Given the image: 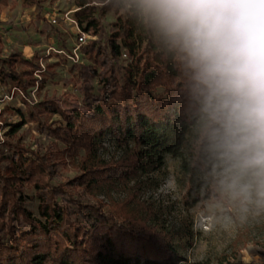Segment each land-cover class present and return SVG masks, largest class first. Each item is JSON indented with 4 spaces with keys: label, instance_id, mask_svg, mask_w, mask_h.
I'll return each instance as SVG.
<instances>
[{
    "label": "trees",
    "instance_id": "16d2710c",
    "mask_svg": "<svg viewBox=\"0 0 264 264\" xmlns=\"http://www.w3.org/2000/svg\"><path fill=\"white\" fill-rule=\"evenodd\" d=\"M8 0H0V5ZM32 5L36 0H18ZM76 20L83 33L103 38L93 41L91 66L76 65L82 82L84 111L65 113L54 100H45L29 112L38 133L53 137L71 158H79L81 174L72 183L96 188L123 183L140 173L160 170L169 153L180 160V183L189 206L211 197V164L202 147L197 105L188 80L171 53L158 44L137 18L130 0H110L100 14L117 15L115 31L93 17L94 9L80 0ZM127 57L122 60V56ZM9 61H5L9 66ZM9 68V67H8ZM19 86L13 71L8 73ZM92 80L100 86L93 93ZM23 84L22 90L26 91ZM161 89L162 92L157 93ZM59 115L63 124L52 127L42 116ZM27 121L12 125L16 132ZM112 137L132 146L128 159L106 164L98 156L102 142ZM83 153V156L81 155ZM57 149L44 154L21 145L0 150V264H179L176 234L164 225L150 226L128 215L105 212L100 203H84L62 186L56 176ZM37 192L38 216L23 205L21 183ZM175 234V235H174ZM190 234V233H189ZM186 235V233H185ZM188 235V234H187Z\"/></svg>",
    "mask_w": 264,
    "mask_h": 264
},
{
    "label": "rangeland",
    "instance_id": "374dc122",
    "mask_svg": "<svg viewBox=\"0 0 264 264\" xmlns=\"http://www.w3.org/2000/svg\"><path fill=\"white\" fill-rule=\"evenodd\" d=\"M79 1L36 0L29 5L8 0L0 5V150L6 154L10 145H21L41 154L57 149L56 176L51 182L54 187L62 186L84 203H100L105 212L119 217L128 215L153 227L164 225L177 236L175 245L183 258L179 264H264V216L240 226L238 213L225 212L210 199L189 206L186 190L180 183L179 159L176 158V164L166 155L158 171L140 173L123 183L86 188L71 182L81 174L79 158L61 153L64 146L53 137L38 133L28 121L29 112L45 100H54L65 113L84 111L82 82L75 66L98 67L93 60L95 54L89 56L88 47L93 41L102 44L104 39L79 28L76 14L83 9ZM109 1L86 0V6L94 9L93 17L106 28L107 34L115 31L117 15L99 14ZM81 37L84 42H80ZM126 59L123 55L122 60ZM5 61L10 65L6 66ZM10 71L19 76L22 86L26 85L25 92L8 76ZM92 85L97 95V80H92ZM160 92L161 89L157 91ZM21 121L27 122L13 132L12 125ZM41 121L52 127L63 124L56 114L44 115ZM130 149L132 146H121L108 136L98 156L106 164L121 163L128 159ZM169 177H175L178 188L166 194L161 189ZM21 184L24 208L37 217L36 189L25 181Z\"/></svg>",
    "mask_w": 264,
    "mask_h": 264
},
{
    "label": "clouds",
    "instance_id": "9594fccd",
    "mask_svg": "<svg viewBox=\"0 0 264 264\" xmlns=\"http://www.w3.org/2000/svg\"><path fill=\"white\" fill-rule=\"evenodd\" d=\"M130 4L187 77L211 164L210 202L238 213L240 226L264 216V0ZM177 188L169 177L161 190Z\"/></svg>",
    "mask_w": 264,
    "mask_h": 264
},
{
    "label": "built area",
    "instance_id": "2783aa9c",
    "mask_svg": "<svg viewBox=\"0 0 264 264\" xmlns=\"http://www.w3.org/2000/svg\"><path fill=\"white\" fill-rule=\"evenodd\" d=\"M55 23V21H53ZM80 42H84V39L81 37L80 39Z\"/></svg>",
    "mask_w": 264,
    "mask_h": 264
}]
</instances>
